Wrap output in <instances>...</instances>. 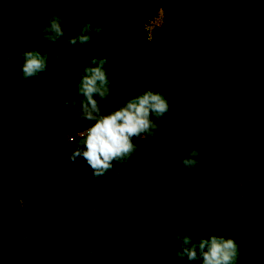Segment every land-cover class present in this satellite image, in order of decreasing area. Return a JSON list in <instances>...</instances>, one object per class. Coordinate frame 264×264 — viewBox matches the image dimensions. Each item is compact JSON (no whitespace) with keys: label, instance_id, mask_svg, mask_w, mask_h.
<instances>
[{"label":"trees","instance_id":"obj_1","mask_svg":"<svg viewBox=\"0 0 264 264\" xmlns=\"http://www.w3.org/2000/svg\"><path fill=\"white\" fill-rule=\"evenodd\" d=\"M160 11L164 12V22L150 34L147 27ZM33 13L40 15L44 24L33 22ZM53 14L62 18L65 33L55 44L45 41L41 32ZM96 16L101 18L103 34L93 33L89 44L72 53V46L65 47V41ZM24 25L28 30L19 32ZM250 27L254 30H249ZM33 49L46 53L49 64L55 67L25 80L20 71L23 58L18 54ZM57 49L63 53L60 61L55 57ZM79 52L83 58H79ZM92 56L106 57L109 61L106 68L112 94L100 101L101 108L122 105L148 88L161 93L164 90L168 100L180 98L197 108L211 110L215 136H223L217 145L222 164L216 176L204 164H199L193 172L185 169L180 162L186 152L174 157L181 179L190 178L192 184L206 193L207 206L195 215L190 212L183 225L177 224L160 200L163 185L160 164L141 165V158L136 156L124 166L125 170H133V180L127 187L133 191L131 198L125 200L122 196L108 204L122 208L121 204L127 203L138 212L146 221V229L141 230L143 240L133 244L130 235L135 228L121 224L117 218L104 222L94 209L89 215L78 214L81 234L74 243L64 238L65 232H57L56 244L46 237L45 230L52 233L51 226L63 213L40 205L54 204L53 188L59 180H76L85 164L81 162L53 173L45 196L34 204V212L24 208V201L12 206L20 189H8L0 194V211L13 207L5 215L0 212V252L8 249L10 243V238L1 235L15 226L19 227L15 243L24 245L26 238L27 241L40 239L51 254H56V262L65 264H102L93 254L82 252L81 247L85 252L96 249L98 255H104L107 251L113 253L111 249L123 243L129 247L122 250L125 256L121 258L131 260L132 264H187L175 255L179 250L173 239L175 231L194 239L207 234L223 235L244 245H251L256 235L264 234V161L260 160L264 152V0H0V57H3L0 59V120L9 108L4 100L23 104L36 103L43 97L80 99L75 88ZM8 57L12 58L10 68L5 62ZM243 109L261 126L255 138L231 119L235 111L243 113ZM10 113L11 126L0 125V139L4 142L14 138L17 129V111ZM89 126L90 122L86 128ZM253 141H258L255 149ZM232 160H246L249 166L239 167ZM214 164L209 161L208 167ZM119 167L120 164L113 162V168ZM86 168L90 169L88 165ZM24 183L12 182L7 186L25 187ZM20 209L26 213L25 217H16ZM175 214L182 213L175 210ZM247 214L250 220H245ZM74 248L82 256L75 258ZM28 250L34 258L29 259L31 264H43L30 254L29 246ZM258 250L264 251L260 244ZM116 258L113 253L106 262L103 257L102 262L114 264Z\"/></svg>","mask_w":264,"mask_h":264},{"label":"rangeland","instance_id":"obj_2","mask_svg":"<svg viewBox=\"0 0 264 264\" xmlns=\"http://www.w3.org/2000/svg\"><path fill=\"white\" fill-rule=\"evenodd\" d=\"M39 9L44 11L42 6ZM19 14L22 13L19 12ZM31 20L37 24L45 22L36 13L32 14ZM163 22L164 12L160 11L159 15L148 25L149 33L151 34ZM22 27L19 32L24 29L28 30L27 26ZM249 30L253 31L254 27H250ZM81 48L82 45L77 43L70 50L72 53H76ZM77 54H79V58H83L82 52ZM57 69L62 71L64 68L57 67ZM162 94L166 97L164 90ZM4 101L9 105V108L5 109V117L0 120L1 126H11L10 111H17V129L14 131V138L9 142L0 139V194L8 192V189L10 191L20 189L12 206L16 207L17 203L24 201V208H29L34 212L36 209L34 204L45 196V192L48 191L46 188L49 185L48 181L56 170L71 169L79 163L85 162L76 180L62 179L57 182L51 195V200L55 205L50 206L48 203L40 205L47 207L48 210L51 207L52 212L63 213V216L59 217V221L51 226L54 229L52 233L45 230L46 237H51V240L56 244L57 232H65L64 238L70 239V242L74 243L77 236L81 234L77 223L78 214L89 215L94 209L98 210L100 219L104 222L117 218L121 224L135 228L136 230L130 235L133 244L143 240L144 236L141 230L146 229V221L139 216L138 212L127 203L121 204L122 208L118 205L114 207L108 204L110 200H116L122 196L125 200L131 198L133 191L127 187L133 180V170H125L124 166L136 156L141 158V165L152 167L155 163L160 164L159 172L163 177V185L159 191L160 200L163 204L162 207L169 208L168 214L176 220L177 224L183 225L190 212L195 215L196 212L198 213L207 206L205 205L206 193L201 191L197 185L192 184L190 178L181 179L178 174V163L174 157L179 153L176 150L179 145L184 144L187 148L194 144L201 151L199 164H204L210 173L216 176L218 167L222 164L220 148L217 145L223 136H215L210 109L197 108L192 102L187 103L180 98L169 100L170 111L161 120L156 121L159 131L156 133L155 139L134 138L133 143L137 144L135 154L119 168H113L104 176L95 178L91 168H86L88 164L82 157L77 159L75 165L70 160L71 152L80 139L79 133L86 129L88 124V121L77 118L78 113L74 108L66 107L62 103V99L51 97H43L36 103L33 101L22 104L13 102L11 99ZM243 111V113L240 110L235 111L231 115V119L236 120L237 126L242 131L253 133L252 137L255 138L261 126L244 109ZM258 141L251 142L254 144V149ZM238 155H241L240 151H238ZM260 160L264 161V152L261 153ZM209 161L215 163L214 167H208ZM232 163L239 167L249 166V162L246 160L241 162L232 160ZM241 175L243 174L239 176ZM251 175L253 176V174ZM19 181L25 182V187L10 186L8 188V183L13 182L17 185ZM37 189L40 191L38 192ZM35 190L37 195H34ZM236 193L234 192V196ZM8 209H1V214L5 215ZM241 209L246 210V207H241ZM175 210L182 214L177 216ZM25 216L26 213L20 209L16 217ZM245 220H250L248 214ZM262 223L264 224V222ZM240 225L245 226L244 223H240ZM36 227L40 228V225L36 224ZM185 228V226H181V229ZM18 229V226L6 229L1 235L2 238H10V243L8 249L0 252V264H31L29 259L32 257L28 254V246L31 250L30 254L37 256V260L43 264H65L64 261L56 262V254H51L50 248L40 239L27 241L26 238L24 245L19 241L15 243L14 237L18 236L16 234ZM181 232L183 231L181 230ZM175 233L178 232L175 231ZM237 244L240 252L237 264H264V251L258 250L259 244L260 248L264 249V234L256 235L251 245L250 243L244 245L241 242ZM127 247L129 244L123 243L111 249L117 257L114 264H132L131 260L126 261L121 258L125 256L121 254L122 250L125 251ZM81 251L85 254H93L96 261L100 260L102 264L103 257L106 262L113 254L107 251L104 255H98V250L92 249L85 252L82 247ZM74 255L75 258L82 256L75 248ZM32 259L34 260V258Z\"/></svg>","mask_w":264,"mask_h":264},{"label":"clouds","instance_id":"obj_3","mask_svg":"<svg viewBox=\"0 0 264 264\" xmlns=\"http://www.w3.org/2000/svg\"><path fill=\"white\" fill-rule=\"evenodd\" d=\"M63 20L53 14L42 28L45 41L55 44L64 37ZM101 18L96 16L92 21L84 22L79 31L65 41V47L89 44L93 33L103 34ZM23 58L20 65L22 78L32 80L40 73L46 72L55 65L49 64V56L38 50L19 52ZM63 53L56 50V60L62 59ZM3 57H0L2 59ZM12 58L5 61L11 66ZM105 58L92 56L89 64L80 74L75 92L80 99H62L66 107L74 108L79 120L90 122V126L79 133L80 139L73 148L70 160L73 165L82 157L90 166L95 178L104 176L113 169V162L124 164L137 151L134 138L155 139L159 131L156 121L161 120L170 111L169 100L159 91L143 89L138 95L127 99L122 105L102 109L100 101L107 100L112 94L111 81ZM177 152H187L180 162L189 172L195 171L201 155L200 148L181 144ZM173 239L179 244L175 255L187 264H237L239 246L237 242L223 235L207 234L193 238L188 234L177 233Z\"/></svg>","mask_w":264,"mask_h":264}]
</instances>
